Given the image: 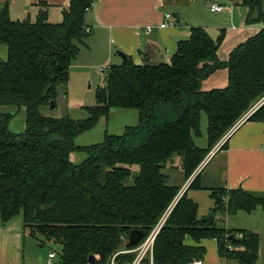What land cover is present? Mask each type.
<instances>
[{"label":"trees","instance_id":"1","mask_svg":"<svg viewBox=\"0 0 264 264\" xmlns=\"http://www.w3.org/2000/svg\"><path fill=\"white\" fill-rule=\"evenodd\" d=\"M261 1L240 0L245 23L263 27L226 60L217 56L224 31L212 39L205 29L193 27L168 63L136 65L125 57L108 66L95 105L84 107L86 117L78 120L42 116L39 108L55 105L58 87L68 83L87 34L91 0H71L57 24L48 21L44 3L38 4L34 20H12L6 2L0 10V44L6 49L5 60H0L1 226L21 218L28 238L59 247L53 264H89L90 256L94 264H108L117 252L135 250L169 211L154 239L152 264L202 261L205 249L199 242L204 239L216 241L221 260L256 264L258 234L226 230L216 216L264 211V193L207 189L214 205L198 217V205L186 192L179 196L181 186L168 184L163 171L178 157L187 181L210 149L264 96V15L259 11L250 19ZM220 70L227 73L226 86L203 90L202 82ZM2 107L24 109L21 133L9 131L13 114ZM115 108L135 110L138 124L125 127L121 135L104 134L97 144H73ZM202 112L207 120L205 149L194 144ZM246 121L264 123V104ZM226 148L227 141L219 151ZM74 152L85 159L71 162ZM188 189L204 190L198 176ZM133 230L141 231V240L130 246ZM186 236L197 245H185ZM226 243L235 249L230 251ZM134 258V253L119 254L114 263L131 264ZM149 263L146 256L142 264Z\"/></svg>","mask_w":264,"mask_h":264},{"label":"crops","instance_id":"2","mask_svg":"<svg viewBox=\"0 0 264 264\" xmlns=\"http://www.w3.org/2000/svg\"><path fill=\"white\" fill-rule=\"evenodd\" d=\"M70 1L0 0V7L2 8L6 2L9 3V16L12 20L21 21L26 18L31 20V17L34 20L39 10L38 4L44 3L47 6L48 21L57 24L62 21V11L69 6ZM208 1L91 0L92 6L85 15V29L88 30V33L70 68L87 69L86 63L93 60L102 61L101 64H98L99 67L119 65L123 61L120 55L130 58L136 65L145 62L149 64L168 63L176 51L178 42L189 37L191 28L207 27L204 23L207 12L202 9V5L205 8L208 7L209 12H211V5L225 7L222 12L211 13L229 12L231 22L225 23L217 29V36L221 30L224 31V40L217 52L219 60L224 61L233 48L253 36L263 26L259 23L246 24L245 19L239 26L233 23L235 10L243 8L238 0H229L230 9L228 10L224 4L209 3ZM165 14H170L173 20L166 21ZM164 22L167 24L166 27L160 29L159 25ZM148 27H151L149 32H147ZM203 29L208 33L206 28ZM208 35L212 39L217 38L209 33ZM1 53L0 50V59L6 58V52H4V56ZM81 57L85 60L83 64L78 63ZM217 72L202 82V86L209 82L203 90L222 89L226 86V71ZM262 99L264 96L252 105L251 112L262 106H260ZM248 113L250 112H247V115ZM245 118L246 115L234 125L233 130L231 129L228 136H225L226 139L223 142L221 139L210 149V151L214 149L216 151L212 155L209 151L194 174L185 182H183L181 171V182L178 184L181 186L179 196L186 192L187 196L198 205V192L206 193V198L209 200L207 206L209 212L214 203L210 199L207 189L233 190L240 188L251 193H264V123L248 122ZM205 125L207 126V120ZM226 141V150L219 151V148L216 147H221ZM194 144L200 149H205L207 140L205 139L203 145H198L194 140ZM195 176H198V183L204 190L188 189ZM242 214L247 215L240 212L234 217L243 218ZM247 216H253V219H247L245 224L241 223L238 226H235V223H228L229 217L222 214H218L216 220L223 223L221 226L226 230H249L258 234L259 250L256 264H264V211L257 208ZM26 238L28 237L23 233L21 218L12 219L6 226L0 224V264H31L24 252ZM184 243L188 246L197 245L188 236L185 237ZM199 245L205 249L202 264L225 262L219 258L215 240L204 239L199 242ZM40 261L42 260L40 259Z\"/></svg>","mask_w":264,"mask_h":264},{"label":"rangeland","instance_id":"3","mask_svg":"<svg viewBox=\"0 0 264 264\" xmlns=\"http://www.w3.org/2000/svg\"><path fill=\"white\" fill-rule=\"evenodd\" d=\"M206 1V0H203ZM208 1V0H207ZM240 3V0H238ZM209 3L215 2L216 4H224L227 7V10L230 9L229 0H209ZM202 9L206 10L204 23L207 27L208 33L216 37L217 36V29L220 26H223L225 23H230L229 12L216 14L209 12L208 7L205 8L202 5ZM259 11L264 15V0L261 1L260 10L254 9L250 15L251 20H255L258 15ZM227 14V15H226ZM246 10L243 8H238L235 10V18L234 24L240 25L244 19L246 18ZM31 20L33 18L31 17ZM226 20V21H225ZM261 26L262 23H259ZM0 50L2 51V56H4V52L6 49L3 45L0 44ZM0 60H5L4 57ZM79 64H83L85 61L83 57L78 60ZM101 60H93L90 63H86L87 69L84 70H77V69H69V80L66 85L58 87L57 90V98L55 100V105H48L41 106L39 108V112L42 116L46 117H53V118H60V117H69L75 120L84 119L86 117V113L83 110L84 107H91L94 106L96 103L95 94L97 90L104 85V81L102 78L106 73L103 75L98 72L100 68L98 64H101ZM75 65V64H74ZM103 65V64H102ZM106 66H102L105 68ZM225 71V70H221ZM219 73V72H217ZM206 82L203 84L202 89H205L207 86ZM2 111L13 114V119L9 124V131L15 134H19L24 130V121H25V114L24 109H14L8 107H2ZM200 136L195 137V142L200 144H205V133H206V115L205 113H201L200 115ZM240 120V119H239ZM238 120V121H239ZM138 124V115L135 110L130 109H111L109 116L107 118H101L97 125L79 135L77 138L74 139L73 144L78 147H86L93 144H97L102 142L104 134L109 135H121L124 131L125 127H134ZM85 159V155L82 153H72L70 155L71 162L75 164H79ZM133 170L136 171V168L133 167ZM164 174L168 176L167 183L170 185H178L181 182L180 174V158L175 157L171 159L165 170L163 171ZM198 217L205 216L208 213V198L207 194L204 192H198ZM260 211V210H259ZM243 215V214H242ZM243 218H237L232 216L228 218V223H235V226L239 224H245L247 219H253V216L243 215ZM219 225H222L220 221L218 222ZM232 231V230H229ZM227 245V243H226ZM234 246H231L230 251L234 250ZM59 250V247L54 244H41L35 240L30 238H26L24 243V252L26 253L27 259L30 260L31 264H46L47 262V255L50 252L56 253ZM40 259L42 261H40ZM224 263V261H223ZM222 263V264H223Z\"/></svg>","mask_w":264,"mask_h":264},{"label":"built area","instance_id":"4","mask_svg":"<svg viewBox=\"0 0 264 264\" xmlns=\"http://www.w3.org/2000/svg\"><path fill=\"white\" fill-rule=\"evenodd\" d=\"M234 1H237V0H234ZM223 10H225V7L218 6V5H211V6H210V11H211V12H222ZM164 18H165L166 21H167V20H173V18L171 17L170 14H165V15H164ZM166 25H167L166 22H164V23H162V24L159 25V28H160V29L165 28ZM150 30H151V27H148V28H147V32H149ZM107 70H108V66L105 67V68L100 67V68L98 69V72H99L100 74L103 75L104 73H106ZM263 103H264V99H262V100L260 101V106L263 105ZM260 106H259V107H260ZM249 112H250V113H248V115H247V113L245 114V115H246L245 120H246L250 115H252L255 111H252V112H251V111L249 110ZM245 115H244V116H245ZM243 119H244V118H243ZM233 127H234V126H233ZM232 130H233V129H232ZM232 130H230L225 136L227 137L228 134H229ZM225 136L222 138V142L226 139ZM216 148H220V147L217 146ZM215 151H216L215 149H214L213 151H210V155H212ZM210 155H208V156H210ZM168 213H169V211H167V212H166V213L160 218V220L158 221L157 225L152 229V231L150 232V234L144 239V241H143V242H142V243H141V244H140L135 250H132V251H124V250H123V251L117 252L116 254H114V255L111 257V259H110V261H109L108 264H115V263H114V259H115V257H116L117 255H119V254H126V253H134V254H135V258H134V260H133V262H132L131 264H142V261H143V259H144L146 256L149 257V261H150L149 264H152V263H151V261H152L151 254H152V248H153L154 239H155L156 235L158 234L160 228H161L162 225L164 224V222H165V220H166V218H167V216H168ZM240 238H241V234H237V235H236V239H240ZM227 248L230 250V249H231V245H230V244H227ZM54 259H55V254H54L53 252H50V253L47 255V262H46V264H53ZM189 264H202V262H201V261H193V262H191V263H189ZM223 264H235V263L225 261Z\"/></svg>","mask_w":264,"mask_h":264},{"label":"water","instance_id":"5","mask_svg":"<svg viewBox=\"0 0 264 264\" xmlns=\"http://www.w3.org/2000/svg\"><path fill=\"white\" fill-rule=\"evenodd\" d=\"M0 10H1V7H0ZM85 32L88 33V30L87 29H84ZM120 57L122 58L123 61H125V57L123 55H120ZM52 105V104H51ZM141 231L140 230H133L130 232L129 236H128V242L127 244L130 245V246H134L136 245L140 240H141ZM231 239V237H230ZM94 256H90L88 258V262L89 264H94Z\"/></svg>","mask_w":264,"mask_h":264}]
</instances>
